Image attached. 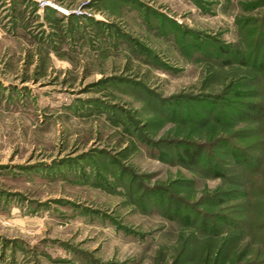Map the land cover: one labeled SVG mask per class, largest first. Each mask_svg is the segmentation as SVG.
I'll return each mask as SVG.
<instances>
[{
	"label": "rangeland",
	"instance_id": "rangeland-1",
	"mask_svg": "<svg viewBox=\"0 0 264 264\" xmlns=\"http://www.w3.org/2000/svg\"><path fill=\"white\" fill-rule=\"evenodd\" d=\"M263 22L264 0H0V264L264 261V170L235 157L264 156Z\"/></svg>",
	"mask_w": 264,
	"mask_h": 264
},
{
	"label": "trees",
	"instance_id": "trees-1",
	"mask_svg": "<svg viewBox=\"0 0 264 264\" xmlns=\"http://www.w3.org/2000/svg\"><path fill=\"white\" fill-rule=\"evenodd\" d=\"M257 52H258V50L255 51V53H257ZM263 68H264V62H263ZM252 108H253L254 111H256V113H257L256 115L258 117H262V120H261L262 121L261 131L264 132V126H263L264 125V103L261 102L259 104H255V105L252 106ZM259 131H260V128H259ZM260 135H263L264 136L263 133L260 134ZM260 142H261L262 147H264V137L261 138ZM235 157H236L237 160H239V162L241 161L242 163H244L246 165L245 167L246 168H249V170H251V169L252 170L257 169V172L260 171L261 169L264 170V156L263 155L255 158V157L248 156L247 153H245L243 151H240L238 154H235ZM254 193L255 194H250V195H247L246 194V196H248L247 198L249 200H251V203L255 207L259 206V208H263L264 207V202L262 201V199H264V190H262V189L260 190L258 188V189H255L254 190ZM221 220H222V218H221ZM232 224H231V227L232 228L240 227V225L242 226L241 223H236L235 221H233ZM255 227L258 228V231H264V222L261 221V223L259 222V224L257 222L256 225H255ZM252 229H254L253 225H252ZM263 242H264V238H263ZM247 264H264V261L252 260V261H250Z\"/></svg>",
	"mask_w": 264,
	"mask_h": 264
}]
</instances>
